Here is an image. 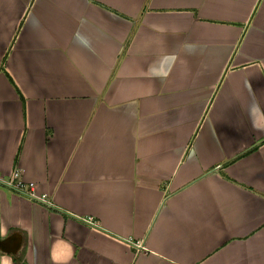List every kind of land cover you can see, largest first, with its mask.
Segmentation results:
<instances>
[{
    "label": "crops",
    "instance_id": "0c3cea01",
    "mask_svg": "<svg viewBox=\"0 0 264 264\" xmlns=\"http://www.w3.org/2000/svg\"><path fill=\"white\" fill-rule=\"evenodd\" d=\"M0 229V264H264V0H0Z\"/></svg>",
    "mask_w": 264,
    "mask_h": 264
},
{
    "label": "built area",
    "instance_id": "2783aa9c",
    "mask_svg": "<svg viewBox=\"0 0 264 264\" xmlns=\"http://www.w3.org/2000/svg\"><path fill=\"white\" fill-rule=\"evenodd\" d=\"M1 181L7 186L13 188L18 193L35 200H40L43 202H48V199L45 197L44 193L38 194L34 188V182L30 180H24L20 176V171L18 168L14 167L10 171L9 175ZM85 220L90 223H94V220L89 216Z\"/></svg>",
    "mask_w": 264,
    "mask_h": 264
},
{
    "label": "water",
    "instance_id": "95a60500",
    "mask_svg": "<svg viewBox=\"0 0 264 264\" xmlns=\"http://www.w3.org/2000/svg\"><path fill=\"white\" fill-rule=\"evenodd\" d=\"M19 242L20 236L16 233L0 238V251L14 253L18 248Z\"/></svg>",
    "mask_w": 264,
    "mask_h": 264
},
{
    "label": "clouds",
    "instance_id": "9594fccd",
    "mask_svg": "<svg viewBox=\"0 0 264 264\" xmlns=\"http://www.w3.org/2000/svg\"><path fill=\"white\" fill-rule=\"evenodd\" d=\"M2 234H4V233H3V230L0 229V235H2ZM66 248H67V250H68L69 253H70V251H71V245H70V243H69V244H66ZM3 264H10V261L5 260V261H3Z\"/></svg>",
    "mask_w": 264,
    "mask_h": 264
}]
</instances>
